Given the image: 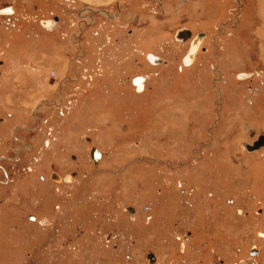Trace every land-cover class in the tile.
Listing matches in <instances>:
<instances>
[{"label":"rangeland","instance_id":"rangeland-1","mask_svg":"<svg viewBox=\"0 0 264 264\" xmlns=\"http://www.w3.org/2000/svg\"><path fill=\"white\" fill-rule=\"evenodd\" d=\"M0 62V264H264V0H0Z\"/></svg>","mask_w":264,"mask_h":264},{"label":"flooded vegetation","instance_id":"flooded-vegetation-1","mask_svg":"<svg viewBox=\"0 0 264 264\" xmlns=\"http://www.w3.org/2000/svg\"><path fill=\"white\" fill-rule=\"evenodd\" d=\"M110 14V13H109ZM109 14H107V15H109ZM113 15V14H112ZM111 17H113V16H111ZM191 32H192V35H193V38H194V33H193V31L191 30ZM190 40H192V38H190ZM203 40L204 39H201V42H200V46L198 47V50L196 51V53H195V55L197 56V53H198V51H199V49L201 48V46L203 45ZM190 47H191V44H190ZM188 55V54H187ZM151 57H155V56H151ZM165 59V58H164ZM194 61L196 60V57L194 56ZM168 62V61H167ZM194 63L195 62H193V64L191 63V65H189V67L190 66H192V65H194ZM0 64H2L1 62H0ZM155 65H160V64H157V63H154ZM187 64H189V63H187ZM4 67V66H3ZM2 75V74H1ZM8 75V74H7ZM67 78V77H66ZM66 80H68V79H66ZM2 82V81H1ZM134 82H135V84L139 87V91L141 92L142 91V88H143V84L145 83V79L144 78H139V77H137L136 79H134ZM134 84V83H133ZM6 87V86H5ZM7 88V87H6ZM6 90L4 89L3 90V87L0 85V94L1 95H3V94H6ZM89 93H91V92H87V94H89ZM8 97V95L6 94V97L5 98H7ZM58 99H60V98H58ZM44 100V103H48V104H51V103H53V102H55V100L53 101V99H49V98H47V99H43ZM67 100V99H66ZM60 105L59 106H61V104H63V101H62V99H60ZM44 103H42V104H40V106L39 107H36V110L37 109H39L41 106H43V104ZM58 105V104H57ZM111 107V106H110ZM12 116V114H10V113H7V115H6V117H0V123H6L7 122V117H11ZM39 119V118H38ZM39 121H41L40 119H39ZM87 141L88 142H92V140L91 139H89V138H87ZM46 143V146H50V145H48L49 144V141L48 142H45ZM62 149V148H61ZM63 151H65V152H67L68 150H66V149H62V152ZM30 152V151H29ZM32 152V151H31ZM91 152H92V150H91ZM92 154V153H91ZM102 154L103 155H101L102 156V159L104 158V156H105V154L102 152ZM100 156V157H101ZM2 158H5V157H2ZM7 159V158H6ZM101 159V158H100ZM94 163H95V161H94ZM53 174V175H52ZM88 174H90V173H88ZM6 178H9V176H8V173H7V170H6V176H5ZM54 177H56L57 179L59 178L60 180H56L55 179V181H53V178ZM43 180H45V178L44 177H41ZM77 178H78V173H76V172H73V171H71V172H69V173H66V174H62L61 175V173H58V172H52L50 175H49V179H50V181H52L53 183H57V184H64V185H69V184H73L76 180H77ZM6 179H4L3 180V183H0L1 185H9V182H7V181H5ZM8 180H10V178L8 179ZM26 185V187H28V186H30V184L28 183V184H25ZM134 217H136L135 215H136V211H135V209H134ZM34 218H35V220H32V221H38L39 219H38V216L36 217V216H33ZM243 264H246V263H243Z\"/></svg>","mask_w":264,"mask_h":264},{"label":"water","instance_id":"water-1","mask_svg":"<svg viewBox=\"0 0 264 264\" xmlns=\"http://www.w3.org/2000/svg\"><path fill=\"white\" fill-rule=\"evenodd\" d=\"M185 31L184 30H182V31H180V34H179V36L182 34H184V35H187V36H191V33H190V31H188L187 32V34H185L184 33ZM205 35L204 34H200V35H198V37L192 42V45H191V49H190V52H189V54L187 55V57H186V59H185V61L186 62H192V60H193V57H194V55H195V53H196V51H197V49H198V47H199V45H200V42H201V38H203ZM150 59V58H149ZM151 61L152 62H155V63H165V60H163L161 57H152L151 58ZM262 147H264V136H261V137H259V139L256 141V142H254L253 144H251V145H248V144H246V148L250 151V152H254V151H256V150H259L260 148H262ZM92 158H93V160H95V162H99V160H100V155H101V152H99L97 149H92ZM129 211H131L132 213H134V210H133V208H129ZM31 220H35V218L34 217H31ZM257 253H258V250L256 249V248H253V250L251 251V254H250V257L248 258V260L246 261L247 263H249V264H252L253 263V259H252V257H254V256H256L257 255ZM150 258L151 259H153V256H150Z\"/></svg>","mask_w":264,"mask_h":264},{"label":"bare ground","instance_id":"bare-ground-1","mask_svg":"<svg viewBox=\"0 0 264 264\" xmlns=\"http://www.w3.org/2000/svg\"><path fill=\"white\" fill-rule=\"evenodd\" d=\"M182 30H184L185 32V34H187V32L188 31H190V30H188V29H182ZM182 30H180V31H182ZM180 31L177 33V39H179V41H186L187 39H189V38H191V36H187V35H180L179 36V34H180ZM190 33H191V31H190ZM192 35V34H191ZM151 56H150V60H151ZM193 61V60H192ZM152 62V61H151ZM155 62H152V64H154ZM188 62H186V64H187ZM189 63H191V62H189ZM157 64H162V63H157ZM242 77L241 78H245V77H247V75H241ZM249 145V144H248ZM247 151L248 152H250L248 149H247ZM256 151H258V150H256ZM255 152V151H254ZM102 154V153H101ZM101 156V155H100ZM95 161V160H94ZM95 163H98V162H95ZM56 180H60L59 178L58 179H56ZM131 212V211H130ZM133 214V213H132ZM133 217V216H132ZM154 257V256H153ZM151 259V258H150ZM153 260V259H152ZM254 262V261H253ZM246 264H249V263H247L246 262ZM253 264V263H252Z\"/></svg>","mask_w":264,"mask_h":264}]
</instances>
